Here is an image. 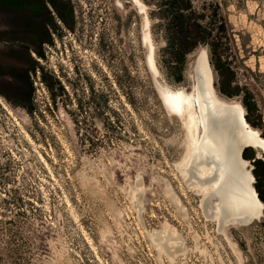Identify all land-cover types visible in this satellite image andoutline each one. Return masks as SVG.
Returning <instances> with one entry per match:
<instances>
[{"label":"rangeland","instance_id":"obj_1","mask_svg":"<svg viewBox=\"0 0 264 264\" xmlns=\"http://www.w3.org/2000/svg\"><path fill=\"white\" fill-rule=\"evenodd\" d=\"M139 1L145 14L135 0L71 1L74 29L54 30L43 66L64 92L53 100L34 75L33 112L0 95V264H264V211L223 230L208 216L210 189L187 172L195 134L161 94L164 86L197 94L194 68L204 50L210 61L209 47L188 55L177 82L163 60L160 1ZM192 2L220 3L237 83L264 118V0ZM211 69L216 94L243 106L219 92Z\"/></svg>","mask_w":264,"mask_h":264},{"label":"trees","instance_id":"obj_2","mask_svg":"<svg viewBox=\"0 0 264 264\" xmlns=\"http://www.w3.org/2000/svg\"><path fill=\"white\" fill-rule=\"evenodd\" d=\"M158 1L167 38L163 60L175 80H183L188 55L201 45L208 46L210 63L218 75L219 92L228 98H241L248 124L261 130L264 139V118L258 102L249 89L237 83V55L220 3L205 4L198 9L192 0ZM49 4L68 28L74 29V10L68 1L0 0V95L31 112L35 91L32 75H36L38 69L53 100L56 90L64 92L60 81L37 60L45 58V44H54L55 17ZM243 157L252 161L256 178L254 186L264 203V158H256L252 148H246Z\"/></svg>","mask_w":264,"mask_h":264},{"label":"bare ground","instance_id":"obj_3","mask_svg":"<svg viewBox=\"0 0 264 264\" xmlns=\"http://www.w3.org/2000/svg\"><path fill=\"white\" fill-rule=\"evenodd\" d=\"M135 2L140 12L145 14L144 4L139 0ZM144 29V42L149 47V67L157 75L147 17ZM196 71L201 87L199 93H187L182 88L173 90L165 86L161 93L167 108L186 117L191 135L195 134L192 136L195 142L187 167L189 181L199 190L210 189L204 206L208 216L219 222L221 230L227 225L248 226V222L234 221V218L252 215L259 219L264 206L253 189V177L246 169L247 163L240 160V145L247 141L264 150V139L258 131L246 125L239 103L227 102L216 94L205 50L198 57ZM203 129L206 136L201 142L202 135L196 136V132H203Z\"/></svg>","mask_w":264,"mask_h":264},{"label":"water","instance_id":"obj_4","mask_svg":"<svg viewBox=\"0 0 264 264\" xmlns=\"http://www.w3.org/2000/svg\"><path fill=\"white\" fill-rule=\"evenodd\" d=\"M145 7H146V6H145ZM207 58H208V55H207ZM154 60H155V58H154ZM197 61H198V60H197ZM208 62H209V65H210V67H211V64H210L209 58H208ZM196 66H197V63H196V65H195L194 72H195V77H196V82H197V89H196V91H197V93H199V92L201 91V87H200V85H199V79H198V75H197V71H196ZM212 74H213V71H212ZM213 86H214V83H213ZM241 107H242V109H243V119H244V122L246 123V125H247L248 127L251 128V126L248 124V122H247V120H246V117H245V115H246V114H245V109L243 108V106H241ZM205 136H206V131H205V129H203L202 136H201V142L204 140ZM240 147H241V149H240V160H241L242 162H244V163H247L246 169H249L250 174H251V176L253 177V182H252L253 189H254V191H255V193H256V195H257L259 201H260V202L263 204V206H264V203L260 200L259 195H258V193H257V191H256L255 186H254V184L256 183V178H255V176H254V174H253L254 166H252V161L246 160V159H244V157H243V152H244V150H245L246 148H252V149H254V150H260V151H264V150H263L260 146H254V145H252V144L247 143V141H243V142L241 143ZM256 158L260 159V158H264V157H263V154H260V155L257 154V155H256ZM249 167H251V168H249ZM211 196H213V194H212ZM213 197H214V196H213ZM214 199H215V198H214ZM263 211H264V209H263ZM262 215H263V213H262ZM261 217H262V216H261ZM261 217H260V218H261ZM260 218H259V219H260ZM238 220L245 221V222H248L249 224H251V223H253L255 220H258V218H255V217L252 216V215H246V216H244V217H242V218H240V217H238V218H237V217L234 218V221H238Z\"/></svg>","mask_w":264,"mask_h":264},{"label":"flooded vegetation","instance_id":"obj_5","mask_svg":"<svg viewBox=\"0 0 264 264\" xmlns=\"http://www.w3.org/2000/svg\"><path fill=\"white\" fill-rule=\"evenodd\" d=\"M60 1H68L69 2V4H70V6L72 7V3H71V1H73V0H60ZM49 7H50V11H52V14H53V16L55 17V19H54V26H55V33H57L58 35L60 34V32H59V25H60V27L61 26H65V27H67L68 28V26L66 25V23L62 20V19H60L58 16H57V14H56V12H55V10L52 8V6L49 4ZM73 8V7H72ZM74 19H75V17H74ZM75 22V21H74ZM68 29H70V28H68ZM54 30H53V33H54ZM54 33V34H55ZM55 39H56V34H55ZM54 43H55V46H57V44H58V39H56V42L54 41ZM59 81V80H58ZM60 84H61V82H60ZM56 92L58 93L59 91L58 90H56ZM56 95V94H55ZM57 96V95H56ZM262 138V137H261Z\"/></svg>","mask_w":264,"mask_h":264},{"label":"built area","instance_id":"obj_6","mask_svg":"<svg viewBox=\"0 0 264 264\" xmlns=\"http://www.w3.org/2000/svg\"><path fill=\"white\" fill-rule=\"evenodd\" d=\"M73 1H76V0H73ZM54 36V41L56 42V39H55V34H53ZM51 45L49 44H45L44 45V51L46 48H49ZM45 54H46V51H45ZM35 56V55H34ZM36 57V56H35ZM37 58V57H36ZM44 59L45 58H37V60L40 62L41 66H44ZM34 75H32V78H33ZM36 77L38 79V81H41V72H40V69L37 70V73H36Z\"/></svg>","mask_w":264,"mask_h":264}]
</instances>
